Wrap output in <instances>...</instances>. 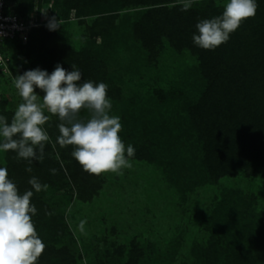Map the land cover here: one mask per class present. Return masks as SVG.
Segmentation results:
<instances>
[{
	"label": "rangeland",
	"instance_id": "1",
	"mask_svg": "<svg viewBox=\"0 0 264 264\" xmlns=\"http://www.w3.org/2000/svg\"><path fill=\"white\" fill-rule=\"evenodd\" d=\"M54 1H41L44 21ZM216 2L223 7L227 0ZM142 10L119 8L80 18L73 10L64 26L71 47L85 50L105 73L101 82L120 90L117 101L110 99V114L120 118L121 139L135 148V156L122 175L97 176L100 188L91 194L79 177L67 179L77 171L70 172L57 147L50 157L44 150L43 161L34 165L42 163L44 178L38 180L48 188L33 190L31 199L37 208L33 221L46 245L38 264H236L227 256L240 243L251 253L247 264H264L248 231L250 226L259 233L264 226V178L243 171L211 177L199 167L203 151L190 131L187 105L207 85L203 69L192 49H178L168 39L151 55L132 32ZM102 16L113 18L105 41L88 33ZM12 55L9 71L0 69V115L9 122L22 102L11 69L39 65L25 50ZM88 116L82 110L81 119ZM59 123L52 116L45 124L46 146L55 143L51 134L59 133ZM7 157L0 151V167H7ZM58 167L66 174L64 184Z\"/></svg>",
	"mask_w": 264,
	"mask_h": 264
},
{
	"label": "trees",
	"instance_id": "2",
	"mask_svg": "<svg viewBox=\"0 0 264 264\" xmlns=\"http://www.w3.org/2000/svg\"><path fill=\"white\" fill-rule=\"evenodd\" d=\"M7 1L10 3L11 13L20 18L40 16L42 0ZM256 3L258 7L255 16L245 20L226 43L214 50H205L196 46L192 38L198 34L196 24L199 21L222 14L223 7L216 0L195 1L188 11L181 10L180 0H55L49 9L47 22L30 30L28 42H10L5 52L11 59L14 51L25 50L26 58L39 62L37 67L30 69H11L15 77L37 68L51 74L57 64L71 71L72 65H75L82 74L80 83H100L105 73L92 62L85 50L76 52L66 39L64 26L71 12L74 10L76 17L80 18L82 15L108 13L119 8H143L135 14L137 18L132 25V32L143 47L153 55L158 51L162 40L168 39L178 49H192L203 69L207 85L201 96L187 105L190 131L203 151L202 158L198 157L201 160L199 167H204L211 177L238 175L243 171L249 177L264 178V0H256ZM53 17L61 22L56 30H50L47 26ZM112 19L107 16L98 17L88 28V33L91 36L100 35L105 41V36L108 34V38L112 32L108 25V21ZM107 95L109 99L117 101L120 90L116 87L108 89ZM58 135L59 133L51 134L54 142ZM56 147L62 159L66 163L70 162V172L76 168L77 175L68 173L67 179L79 177L85 181L84 187L91 194L94 189L100 188L97 176L83 172V168L72 157V146L61 148L56 144ZM45 149L47 157L54 153L51 144L45 146ZM7 153L9 179L21 193L32 190L29 179L33 176L37 179L44 178L39 177L43 174L42 163L34 165L35 161H32L29 164L26 160H18L16 153ZM50 161L55 162L51 158ZM185 164L182 163V166ZM27 167H31L32 172H27ZM57 172H60L59 181L64 184L66 174L60 167ZM49 185L53 186L55 183L51 182ZM248 227L251 243L258 247L257 255L264 260V226L259 228V233H254L253 228ZM238 246L236 250L230 251L228 262L249 263L251 253L243 248L242 243Z\"/></svg>",
	"mask_w": 264,
	"mask_h": 264
},
{
	"label": "clouds",
	"instance_id": "3",
	"mask_svg": "<svg viewBox=\"0 0 264 264\" xmlns=\"http://www.w3.org/2000/svg\"><path fill=\"white\" fill-rule=\"evenodd\" d=\"M194 2L180 0L181 10L188 11ZM257 7L256 0H227L221 15L196 24L198 34L193 35L194 44L214 50L226 43L245 20L255 16ZM60 23L53 17L47 26L56 30ZM81 80L82 74L75 65L71 71L57 64L51 74L37 68L17 75L13 83L22 102L10 122L0 115V151H12L18 160L29 164L42 162L45 146L50 143L44 126L55 116L60 121L59 135L52 147L72 146L71 155L85 172L96 176L122 175L125 168H131L135 148L125 145L120 136V118L110 114L108 85L93 81L80 83ZM36 89L44 93L42 97ZM82 110L89 113L87 119H81ZM26 171L30 173L32 168L27 167ZM51 172L55 174L56 169ZM28 183L32 190L21 193L9 179L7 168L0 167V264H38L45 251L46 245L33 221L37 208L31 199L34 191L47 190L48 185L41 184L34 176Z\"/></svg>",
	"mask_w": 264,
	"mask_h": 264
},
{
	"label": "built area",
	"instance_id": "4",
	"mask_svg": "<svg viewBox=\"0 0 264 264\" xmlns=\"http://www.w3.org/2000/svg\"><path fill=\"white\" fill-rule=\"evenodd\" d=\"M10 10V3L7 0H0V69L6 71H9L11 61L5 52L8 43L18 41L26 44L30 30L47 22V19L43 20L41 14L32 19H23L12 14Z\"/></svg>",
	"mask_w": 264,
	"mask_h": 264
}]
</instances>
